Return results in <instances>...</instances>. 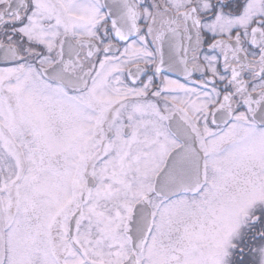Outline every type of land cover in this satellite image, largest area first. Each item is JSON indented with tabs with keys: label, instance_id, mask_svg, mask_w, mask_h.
<instances>
[{
	"label": "snow or ice",
	"instance_id": "6c2138e0",
	"mask_svg": "<svg viewBox=\"0 0 264 264\" xmlns=\"http://www.w3.org/2000/svg\"><path fill=\"white\" fill-rule=\"evenodd\" d=\"M0 264H264V0H0Z\"/></svg>",
	"mask_w": 264,
	"mask_h": 264
}]
</instances>
